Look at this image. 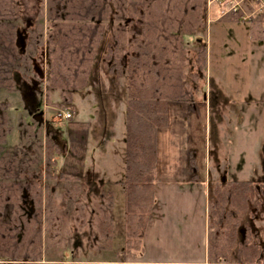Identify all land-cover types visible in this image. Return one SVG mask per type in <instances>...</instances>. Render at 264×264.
<instances>
[{"label":"rangeland","instance_id":"obj_1","mask_svg":"<svg viewBox=\"0 0 264 264\" xmlns=\"http://www.w3.org/2000/svg\"><path fill=\"white\" fill-rule=\"evenodd\" d=\"M2 1H6L9 9L12 8L9 0ZM166 1L169 5L162 3L161 17L165 16L166 12H169L167 15H174L176 18L183 13L185 7L183 0H161V2ZM206 1L205 15L207 16L202 25L205 24L206 28H210L213 24L223 26L220 24V16L227 5L223 1L209 5V0ZM57 2L58 0H21L18 12L22 13L23 18H14L10 14V19H2V23L7 27L3 29L6 35L15 34L16 30L26 28L24 23L30 26L26 30H21L25 36H18L16 40L14 38V42H9L8 47L5 43L3 46L0 44V47L7 52L2 50V56L7 54V58L9 55L17 56L16 52L18 53L21 48L26 53L25 58L18 57L14 63L15 71L10 85L12 90L0 89V102L7 104L11 126V135L7 143L18 150L21 149L23 145L25 146L26 139L30 138V133L36 134L39 127L37 120L44 123L41 126L44 132L42 149L37 151L39 166L30 170L35 174L41 173L38 183L42 184L44 189V206L48 216L43 223L42 264H120L118 262L127 258L122 253L125 245V200L123 176H120V173L122 175L124 173V109L127 80L126 78L118 79L115 74H111L107 66L111 61L108 60L110 61L108 62L105 58L109 50L115 48L118 42L128 43L133 38L135 22L131 25L128 22L130 19L135 21L139 18L140 5L139 1L126 2L129 5L124 12V18L128 21L126 25L130 26L127 31H122L118 25L119 21H116L119 16V6L111 4L112 10L106 14L105 21L114 17L115 19L108 24L105 22L100 27L104 29L101 32L100 28L96 31L97 21H91L88 18L93 11L94 14L96 13L95 4H98V1L96 0L93 4L91 0H73L69 4L70 18L68 17L61 27L50 31V27L53 28L54 19L49 18V11L56 8ZM12 3L14 5L16 2L12 1ZM262 8L249 7V4L245 6L247 13L255 14L261 12ZM4 9L8 10L5 7ZM245 23H242L244 25L242 27L247 28ZM124 25L125 20L122 26ZM197 32L195 36H185L183 39L182 46L185 47V58H187L184 77L196 71L197 67L193 64L197 59V50L200 45H204V42L207 45L209 42L207 32L206 34L202 30ZM27 33L30 34L28 37ZM40 35L43 36L41 43L36 45ZM50 35L53 36L52 44L56 49L53 55L49 52ZM91 39L93 51L81 56L78 51L83 53ZM127 49H131L130 45ZM60 50L62 55L58 59ZM83 56L85 60L80 63V58ZM31 57L35 61L32 62ZM56 64L60 67L62 77L65 76L64 78L68 81L66 84L59 81L60 75H58ZM172 75L176 79L180 78L182 73L178 71ZM60 79H62L61 76ZM187 81L190 82L191 88H194L196 83H192L190 77ZM204 90H207L206 87L200 91L203 93ZM202 93L198 95L200 103L204 99ZM66 97L71 104L66 103ZM180 107L178 103L170 106V116L175 122L173 131L177 129L176 121L179 118ZM62 113H70L71 118L64 119ZM186 117L184 132L191 134V146H196L198 149L200 147V151L204 153L206 150L207 160L209 148L207 151L205 147L207 131L203 122H197V116L191 114ZM80 118L88 121L91 127L85 167L84 142L81 150L76 154L69 148L73 140L69 135L68 125L71 121ZM48 131L50 138H57V134L62 138L58 141L60 153L57 151L53 153L54 161L50 165L45 161ZM214 159L213 155L212 161ZM63 172L72 174L79 172L83 176H77L80 178L79 182L75 179H59L58 176ZM112 172L116 173V185L109 179ZM102 182L103 186H101ZM217 183L220 182L217 181L212 186ZM113 186L117 189L115 190ZM260 195L257 196L258 203L254 200L246 215L240 220L237 246L233 249L235 259L243 241L249 239L253 244L261 245L258 232L261 234L262 229L257 227L263 226L264 223L254 222L253 219L264 211V208L259 206L260 197L261 202H264V195ZM12 208V205H8L4 210L6 221L11 216ZM103 216L111 217L112 223L108 227L106 225L110 230L107 233L108 236H102L97 228V222Z\"/></svg>","mask_w":264,"mask_h":264},{"label":"trees","instance_id":"obj_2","mask_svg":"<svg viewBox=\"0 0 264 264\" xmlns=\"http://www.w3.org/2000/svg\"><path fill=\"white\" fill-rule=\"evenodd\" d=\"M12 1L16 3L13 5ZM91 1L95 4L96 0ZM97 1L96 13L94 14L93 11L88 17L91 21H97L96 31L105 22L108 24L114 21L115 17L105 21L106 14L112 10L111 4L119 6L117 17L120 18L116 21H119L118 25L122 31H127L135 22L133 38L128 43L118 42L115 48L109 50L105 59L111 61H108L109 65L107 64L111 74H115L118 79L126 78L127 80L122 177L125 200V245L122 253L125 256L139 258L143 254V234L156 201L154 187L158 181V132L169 125L171 103H191L193 88L187 81L188 77L191 82L198 77H204L205 47L200 46L197 50L195 61L197 70L190 76L184 77L187 58H185V47L182 45L185 36H195L198 30L205 31L206 27L205 24L202 25V22L206 21L207 1L183 0L185 5L183 13L176 18L174 15H167L169 12L161 17L163 14L160 12L161 5L162 3L169 5L167 1L127 0L139 1L140 5L139 18L135 21L130 19L129 22L124 18V12L129 5L126 4L127 1ZM9 2L12 4L10 9L6 1L0 0V44L3 46L5 43L6 47L9 42H14V38L16 40L18 36L24 35L21 30L30 27L28 23H24L26 28L16 30L15 34L6 35L3 32V29H7L2 23L3 18L10 19L11 15L14 18L22 17V13L18 12L21 0H9ZM72 2L73 0H58L56 8L49 11V18L54 19L53 28L50 27V31L61 27L68 17L70 18L69 4ZM253 3L257 8H262L259 2L253 1ZM155 5L158 7L155 8ZM245 13L229 12L221 15L220 19L246 22L253 37L264 39V7L258 14L247 13L250 15L247 21L244 20ZM203 14L204 17H202ZM123 20H125L124 26H122ZM127 22L130 25H126ZM100 29L103 32L104 29ZM28 35L30 34L27 33V37ZM42 37L41 35L38 37L36 45L41 43ZM52 40L53 36L50 35L49 52L53 55L56 49ZM91 41L92 39L86 44L83 53L78 51L81 56L93 51ZM129 45L131 49H127ZM2 50L4 49L0 47V89L10 91L15 71L14 63L18 57L25 58L26 53L21 48L18 53L16 52L17 56L9 55L7 58V54L2 56ZM58 53L60 55L57 57L60 59L62 51ZM84 56L80 58V63L85 60ZM30 60L33 62L34 58L31 57ZM56 65L58 75L62 78L60 79L59 76V81L66 84L68 81L64 78L65 76L62 77L60 67ZM178 71L182 75L174 79L172 74ZM65 101L71 104L67 97ZM37 123L39 124L36 130L37 135H32L33 132H31L25 146L23 145L19 150L9 146L7 142L11 135V126L8 107L6 103L0 102V264H42L43 262V223L48 219L44 206L45 193L42 184L38 183L41 173L35 174L30 171L39 166L37 151L42 149L43 144L44 132L41 126L44 123L38 120ZM47 133L45 161L50 165L54 161L53 153L56 151L60 153L58 141L62 138L55 133L57 138L54 134L55 139H53L50 138V132ZM39 156H42L41 152ZM189 163L192 169V181H197L198 166L196 156L192 152ZM58 177L62 180L80 181L78 177L65 174ZM263 188L264 183L261 182H230L225 179L211 186L208 203V255L213 263H229L238 260L245 264H256L259 261L262 250L258 243L253 244L249 239L243 241L236 259L233 257V249L237 246L240 220L246 215L254 200L258 203L257 196L264 195ZM260 203L259 206L264 208L261 197ZM8 205H12L13 208L10 218L6 221L4 210ZM111 223V217L107 218V216H103L97 222L98 227H96L99 228L102 236H108L107 233L110 230L107 227Z\"/></svg>","mask_w":264,"mask_h":264},{"label":"crops","instance_id":"obj_3","mask_svg":"<svg viewBox=\"0 0 264 264\" xmlns=\"http://www.w3.org/2000/svg\"><path fill=\"white\" fill-rule=\"evenodd\" d=\"M220 21L223 26L213 24L204 31L209 35L208 45H200L206 49L204 77L195 79L191 103L177 102L181 105L177 129L172 130L171 103L169 125L158 132L156 201L142 238L143 254L126 256L120 264H245L209 259L208 203L217 181L264 183V39L253 37L248 23ZM189 114L197 116L207 131V160L206 150L191 146V134L184 132ZM68 130L73 140L70 151L76 154L84 142L85 167L90 124L80 118L71 121ZM191 152L196 156L197 181H192ZM115 175L112 172L109 179L116 185ZM253 219L264 223V211ZM257 228L262 229L258 232L262 251L256 264H264V225Z\"/></svg>","mask_w":264,"mask_h":264},{"label":"built area","instance_id":"obj_4","mask_svg":"<svg viewBox=\"0 0 264 264\" xmlns=\"http://www.w3.org/2000/svg\"><path fill=\"white\" fill-rule=\"evenodd\" d=\"M225 2L227 5L226 10H224L221 15H224L229 12H237V11H242L243 13L247 12L245 10V6L249 4V7H253L254 3L253 1H257L261 4V7H264V0H209V5L215 2ZM229 5V6H228ZM250 15L245 13L244 20L247 21L249 20ZM64 119H70L71 114L70 113H62L61 114Z\"/></svg>","mask_w":264,"mask_h":264}]
</instances>
